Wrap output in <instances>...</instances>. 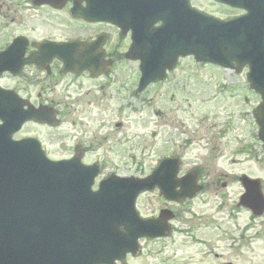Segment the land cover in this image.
Masks as SVG:
<instances>
[{"label": "rangeland", "instance_id": "rangeland-1", "mask_svg": "<svg viewBox=\"0 0 264 264\" xmlns=\"http://www.w3.org/2000/svg\"><path fill=\"white\" fill-rule=\"evenodd\" d=\"M194 2L221 17L237 14L215 6L211 0ZM49 11L26 14L27 23L18 26L10 21L9 13L0 10V45L7 35H28L38 40L47 33L59 36L66 32L59 29L62 25L64 28L74 25L68 17L59 20L66 10ZM88 28H83V35L103 29ZM106 45L110 50L117 45L121 51L127 46L125 41L118 43L114 32H110ZM123 69L117 66L118 71ZM133 81L136 79L130 74L126 82ZM103 83L107 98L111 97L109 88L116 85L98 80L83 81L84 92L89 96L77 99L76 89L68 90L71 84L68 79L59 80L53 87L38 84L24 88L8 76L3 82L6 88L14 89L33 103L52 98L49 90L55 91V102L47 101L63 111L61 126L56 130L37 126L28 129L45 138L52 158L70 157L71 151L60 149L59 144L73 147L81 140L91 146L84 162H103L104 176L146 177L162 158L172 155L182 159L183 173L196 165L202 167L206 191L193 200L172 205L157 194L140 198L138 205L144 216L161 208L173 210L176 232L168 238L146 242L143 254L130 259V264H205V259H211L213 264H264V216L252 218L251 213L237 207L243 193L241 175L260 179L264 191V151L250 152L256 133L251 112L257 99L247 92L245 78L218 67L198 65L192 58L184 59L164 85L152 87L147 97L132 101V108H126L122 100L119 103L104 100L101 105L96 88ZM69 94L72 100H66ZM241 114L243 117L248 114L246 122L240 119ZM117 123L121 124L119 128ZM224 134L227 138H223ZM241 134L247 135L246 152L233 141L231 148L226 147L232 137L240 139ZM230 212L235 216L229 218ZM186 227L193 229L187 235L182 233Z\"/></svg>", "mask_w": 264, "mask_h": 264}, {"label": "water", "instance_id": "water-1", "mask_svg": "<svg viewBox=\"0 0 264 264\" xmlns=\"http://www.w3.org/2000/svg\"><path fill=\"white\" fill-rule=\"evenodd\" d=\"M180 1L187 5L186 0ZM219 1L235 5L236 7L250 8L248 4H245L246 0ZM177 2L179 3V0ZM173 5L174 0L146 1L147 8H152L153 12H155L157 16H160L157 19L164 16L165 25L157 30V32H155L149 24L143 28L139 26L136 27L137 35L140 32H144V36L153 35V39L158 41V43L154 45L152 52L150 51L146 54L142 52L140 57H138L142 62V72L145 77H150L146 83L163 79L166 70L173 68L179 55H194L197 61L221 63L225 67L231 66L232 62L237 60L240 61L241 65L249 62L251 64V71H253L252 76L249 75V78L253 81L258 66L256 63L250 62L246 57L248 54H254L255 52H264V38H262L261 41L254 40L253 35L250 33L253 30V26H250V24L253 23L254 19L255 26L260 24L262 18H264V14H259L260 16L257 17V15L252 12L246 19L228 23L205 18L191 10L183 13V9H179V14L176 15V12L171 10ZM167 11L168 15H163ZM157 19H154V22ZM185 36L189 37L185 38ZM184 38L185 41H183ZM147 39L151 40L149 38ZM209 49H212V53H205ZM237 52H243L242 54L245 56L242 58H234V56L239 55ZM66 57L68 60L66 64L70 68L75 64L76 66L79 65L83 67V69L92 66L91 63L93 59L91 55L88 54V51L79 56L80 61H73L71 54H68ZM102 57L103 56H97L95 58L96 65H98L97 59L100 58L101 61ZM37 112L51 115L50 111L48 112L42 109ZM259 124L262 125L263 121ZM80 159L81 155H78L77 160L79 161ZM61 165L63 166L61 169L57 170L58 172L64 173L66 178L72 177V179H74L77 177L80 179L79 181L82 186L86 183L87 189L90 184H92V179L96 176V172L90 169L80 168L78 166L72 168L71 166L76 165L75 163ZM4 172L5 166L0 163V181ZM70 174H72V176ZM241 182L246 189V194L241 198V205L251 209L257 216L262 215L264 213V199L260 193L258 183L246 177L242 178ZM169 183L170 185L165 186V188L174 185L185 187V190L179 193L180 198H177V201H183L187 197L192 198L196 192L199 191V188L195 185L196 180L194 181V187H192V189L185 186L186 184L176 183L173 179H170ZM117 184L123 185L122 189L125 191L124 194L121 193L122 190L119 191V189L116 190V193H106V189L103 188L102 191L94 194L95 198H89L87 205L93 209V216H91L93 220L84 232L85 236L87 238L89 237L87 244H85V251H87V262L85 264H104L106 260H111L109 264H113L114 260L118 259L124 263L125 255L128 252L137 255L138 238L146 237L148 239H153L158 236L164 237L168 235L167 218L169 219L170 217L164 216V214L158 221L153 223L154 228L151 230L148 228L149 222H141L135 215L127 216L124 214L123 209L125 207H130L132 209V205L138 194L146 190V187L143 185L144 183L127 180L123 184L122 182ZM1 192L2 183L0 182V193ZM171 196L172 194L169 195V198H172ZM0 205H2L1 202ZM130 220L136 221L145 231L139 235H130L131 233H129V230H126L124 234H120L118 230L114 231V226L118 224V227L119 225L126 227V222ZM159 224L161 226H159ZM70 242V234L66 229H62L57 233L56 246L58 250L63 248L58 244H69ZM102 254H105V256L102 257Z\"/></svg>", "mask_w": 264, "mask_h": 264}, {"label": "flooded vegetation", "instance_id": "flooded-vegetation-1", "mask_svg": "<svg viewBox=\"0 0 264 264\" xmlns=\"http://www.w3.org/2000/svg\"><path fill=\"white\" fill-rule=\"evenodd\" d=\"M69 1V0H68ZM66 0L65 3L61 4V3H56V4H51L50 2H47L46 4H42V5H38L36 2H34V0H1L0 1V10H3L4 12L9 13V15L11 17L10 21L11 22H26V14H30V13H39L42 9H44L45 11L50 12L51 11H55V12H59V11H63L66 10V15H61V18L59 20L63 21L64 17H68L71 18L73 20L74 25L72 27L69 28H64V26H60L59 29H62L66 32L62 33L59 36H54L52 33H47L45 36H43L42 39H32L30 36L28 35H21L25 38L28 39V46L26 48V52L27 55L34 53L36 51L35 49V44L38 42H53V43H58V44H65L68 42H73V41H79V42H86V43H91L94 42L98 37L100 36H104L105 37V46H104V52H105V57H104V61L106 63H109L110 68L107 71V77L106 76H101L99 78H97V80H94V78L91 77L90 73L88 72H84L82 73H74V72H70V73H64L63 72V63H61L58 60H54L53 63L50 65L49 70L50 72H46V71H40L37 70L35 68L34 71H30L33 73V76H36L37 73H40L43 75L42 79L44 81H47L46 83H44L42 86H47V85H51L52 87L54 85H58V81L62 80V79H68L69 82L71 83L68 87V90L70 88H75L77 91V99L79 98H87L89 96L88 92H84V85L81 84L83 81H89V82H94V81H98V80H105L106 82H110L111 84H115L114 80L116 79L115 76V58L119 57L121 53L124 52L121 51L120 47H114L113 50H110L107 48L106 45V41L109 39V35L110 32H114L117 34L118 36V43H121L122 41H125L127 46L129 45V39L130 38L128 35L126 36H122L121 33L119 31L114 30L113 28L104 26V25H92L93 27H101L103 28L102 30H98L95 31L92 34L89 35H83V28L84 27H91L90 25H87L85 23H83L82 20H78V19H74L71 15V10L72 7L75 5L74 0L71 2H68ZM55 6L61 7V8H55ZM83 6H85V4H83ZM22 17V18H21ZM54 27H58V26H54ZM4 29V25L2 27V30ZM89 29V28H88ZM35 31V29L33 28L31 30V33L33 34ZM119 32V33H118ZM8 34V33H7ZM19 35L14 36L12 39H14L15 37H18ZM125 37V38H123ZM6 40L5 42H3V49H6L7 46L9 45L8 42V35L5 36ZM34 68V67H33ZM27 69V68H26ZM25 69V70H26ZM25 73V71H24ZM13 78V76H10ZM40 79V80H42ZM34 81L37 83L38 78L34 79ZM104 81V82H105ZM81 84V85H79ZM103 84H100L97 86L96 88V92L99 94V98L98 101L103 102L105 101H110V99L112 101L119 99V95H121V93H119V87L117 88H109L112 92V96L107 98V94H106V87ZM128 85H124L123 88L127 87ZM44 87H42L43 89ZM121 91V88H120ZM54 90H52V88L49 90V94L52 96V98L49 97H45L46 100L42 99L41 101H44L45 104H52L47 100H52L55 102V96H54ZM46 96H48L49 94H47V92L45 91ZM76 99V100H77ZM66 100H72L70 94L68 95V97H66ZM125 100V98H124ZM111 101V102H112ZM56 105V104H53ZM205 261L207 263L205 264H213L211 263V259H205Z\"/></svg>", "mask_w": 264, "mask_h": 264}]
</instances>
